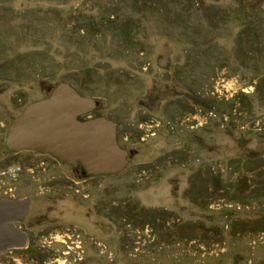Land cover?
Here are the masks:
<instances>
[{"label": "rangeland", "instance_id": "obj_1", "mask_svg": "<svg viewBox=\"0 0 264 264\" xmlns=\"http://www.w3.org/2000/svg\"><path fill=\"white\" fill-rule=\"evenodd\" d=\"M68 81L134 149L83 175L10 151ZM31 198L0 264H264V0H0V197Z\"/></svg>", "mask_w": 264, "mask_h": 264}, {"label": "water", "instance_id": "obj_2", "mask_svg": "<svg viewBox=\"0 0 264 264\" xmlns=\"http://www.w3.org/2000/svg\"><path fill=\"white\" fill-rule=\"evenodd\" d=\"M97 100L68 81H59L43 98L27 103L9 122L6 147L14 152L34 150L72 165L78 162L87 174H111L123 170L134 149L125 148L118 139L117 123L104 115L90 116ZM87 115L85 118L80 116ZM29 198L0 200V209L19 207L26 212ZM0 218V227L20 243L3 239L7 246L23 245L24 234Z\"/></svg>", "mask_w": 264, "mask_h": 264}, {"label": "flooded vegetation", "instance_id": "obj_3", "mask_svg": "<svg viewBox=\"0 0 264 264\" xmlns=\"http://www.w3.org/2000/svg\"><path fill=\"white\" fill-rule=\"evenodd\" d=\"M90 116H93L90 114H88ZM87 115H83L82 117L85 118ZM81 117V116H80ZM11 151V150H10ZM34 151V150H33ZM18 152V151H17ZM38 152V151H37ZM40 153V152H38ZM42 155H47V156H50L52 159L56 160L57 162H65V161H58L57 159H55L54 157H52L51 155L49 154H44V153H40ZM67 163V162H66ZM70 164V163H68ZM72 165V164H71ZM76 170H78L81 174L83 175H92V174H87L86 171L84 170L83 166L78 162L77 164L75 165H72ZM29 198V203H28V206H27V209H26V212H21V209L19 207H16V208H13L11 210H3V209H0V218L1 217H7V221H8V225L12 226V227H15L18 231L22 232L24 234V244L23 245H12V246H7L6 248L4 249H0V253H4V252H13L14 249H20V248H28L29 246V243H30V238L28 237L29 236V232H31L30 228L25 225V222H26V219H27V216H28V213H29V210H30V205H31V198L32 197H29V196H23V197H18L16 195H7V196H1L0 197V200H7V199H17V198ZM9 238H12V234H7L5 233V230H3L1 227H0V247H2V243L1 241L3 239H6V240H10ZM12 242L15 243H20V241H17L16 239L12 238L11 240Z\"/></svg>", "mask_w": 264, "mask_h": 264}, {"label": "trees", "instance_id": "obj_4", "mask_svg": "<svg viewBox=\"0 0 264 264\" xmlns=\"http://www.w3.org/2000/svg\"><path fill=\"white\" fill-rule=\"evenodd\" d=\"M77 89H78V88H77ZM90 113H91V115H93V116L99 115V114L96 113V107H95V109L92 110ZM80 118H83V117L81 116Z\"/></svg>", "mask_w": 264, "mask_h": 264}]
</instances>
